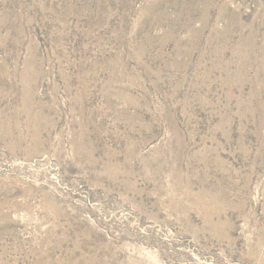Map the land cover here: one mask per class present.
I'll return each mask as SVG.
<instances>
[{"label":"rangeland","instance_id":"1","mask_svg":"<svg viewBox=\"0 0 264 264\" xmlns=\"http://www.w3.org/2000/svg\"><path fill=\"white\" fill-rule=\"evenodd\" d=\"M94 257L264 264V0H0V264Z\"/></svg>","mask_w":264,"mask_h":264},{"label":"bare ground","instance_id":"2","mask_svg":"<svg viewBox=\"0 0 264 264\" xmlns=\"http://www.w3.org/2000/svg\"><path fill=\"white\" fill-rule=\"evenodd\" d=\"M206 213V212H205ZM208 214V213H207ZM72 264H78L76 261H74ZM79 264H81V262L79 263ZM87 264H101V259L99 258V259H95V257L94 258H91L89 261H88V263ZM103 264H105L104 263V261H103Z\"/></svg>","mask_w":264,"mask_h":264}]
</instances>
